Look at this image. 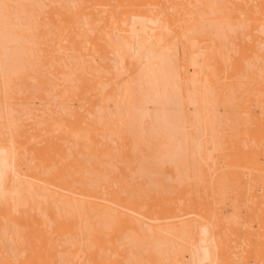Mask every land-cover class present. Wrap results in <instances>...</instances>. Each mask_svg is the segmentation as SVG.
Masks as SVG:
<instances>
[{
  "label": "bare ground",
  "instance_id": "bare-ground-1",
  "mask_svg": "<svg viewBox=\"0 0 264 264\" xmlns=\"http://www.w3.org/2000/svg\"><path fill=\"white\" fill-rule=\"evenodd\" d=\"M0 264H264V0H0Z\"/></svg>",
  "mask_w": 264,
  "mask_h": 264
}]
</instances>
